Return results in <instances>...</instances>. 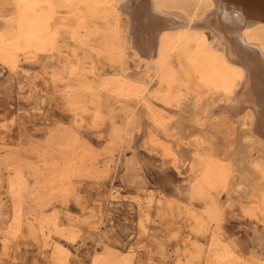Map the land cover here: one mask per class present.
Instances as JSON below:
<instances>
[{
    "label": "rangeland",
    "instance_id": "obj_1",
    "mask_svg": "<svg viewBox=\"0 0 264 264\" xmlns=\"http://www.w3.org/2000/svg\"><path fill=\"white\" fill-rule=\"evenodd\" d=\"M126 1L0 0V264H264V134L227 110L240 66L199 32L149 64Z\"/></svg>",
    "mask_w": 264,
    "mask_h": 264
},
{
    "label": "bare ground",
    "instance_id": "obj_2",
    "mask_svg": "<svg viewBox=\"0 0 264 264\" xmlns=\"http://www.w3.org/2000/svg\"><path fill=\"white\" fill-rule=\"evenodd\" d=\"M200 1L206 2V0ZM208 1H210L211 9L205 11V15L200 20L189 18L182 12H165L162 7L159 8L160 4L157 0L159 7L155 0H128L126 3L117 4L130 18L129 33L133 48L149 57V64L153 62L154 57H157L156 55L159 57L163 37L169 34H174L176 41H186L193 33L199 32L198 42L212 50H216L215 48L219 45L223 46L228 61L241 68L236 72L240 78V85L228 93L230 101L227 110L237 115L250 107L256 118L253 126L257 132L264 134V49L248 38L257 20L260 23L264 22V0H249L248 3L251 1V6L256 5V8L250 6L251 10L238 0V2ZM78 14H76L77 17L81 15ZM204 30H209L214 35L213 43H209ZM146 31H150L152 35L149 36ZM141 57L138 55V58ZM231 74L232 70L220 75V83L227 88L231 85ZM221 257H225V254L222 253Z\"/></svg>",
    "mask_w": 264,
    "mask_h": 264
}]
</instances>
